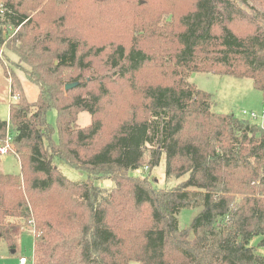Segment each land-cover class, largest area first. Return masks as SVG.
Masks as SVG:
<instances>
[{"label": "trees", "instance_id": "16d2710c", "mask_svg": "<svg viewBox=\"0 0 264 264\" xmlns=\"http://www.w3.org/2000/svg\"><path fill=\"white\" fill-rule=\"evenodd\" d=\"M42 4L60 16L41 22ZM0 6V48L15 52L40 87L30 102L12 75L19 101L9 120L0 117V145L10 134L22 167L0 172V240L14 248L17 224L32 223L35 264H264L251 245L258 236L264 247V127L213 111V95L190 80L194 72L251 78L264 99V26L248 0ZM8 27L17 29L9 39ZM83 111L92 122L81 127ZM55 158L89 179L71 180ZM163 158L166 177L183 178L176 185L157 188L133 174ZM100 177L114 187L96 185ZM199 206L182 228L179 211Z\"/></svg>", "mask_w": 264, "mask_h": 264}, {"label": "rangeland", "instance_id": "374dc122", "mask_svg": "<svg viewBox=\"0 0 264 264\" xmlns=\"http://www.w3.org/2000/svg\"><path fill=\"white\" fill-rule=\"evenodd\" d=\"M238 2L241 4L240 1ZM45 4L39 6L37 8L38 10L34 12V14L39 13L38 19L41 22L60 16L58 8ZM248 4L249 7L245 6V8L250 14L256 15L257 23L264 26V0H248ZM241 6H243V4H241ZM41 11L44 13H41ZM67 25L68 23L65 24L66 27H68ZM239 25L240 23L237 26ZM241 26L245 30H249V32L254 29L253 25L241 24L240 27ZM16 31L17 29L8 27L6 31L7 38L9 39L10 37H13ZM25 68H28V65L20 62L18 55L11 51L6 44L0 48V117L2 119H10L11 102L19 101V97L17 98L16 96L11 95L12 75L20 79L24 93L30 102H33L38 98L40 87L28 77ZM190 80L199 88L213 95V111L225 114L234 113L264 127L263 95L260 90L255 88L251 78H238L230 75L194 72L192 73ZM244 110L249 114L255 112L257 117L244 115ZM46 117L48 122L54 127L52 138L55 142H58L59 132L57 127V110L55 108L49 109ZM91 122L92 117L89 112L83 111L79 113L77 119V124L79 126H86ZM46 143H48L47 140ZM53 164L71 180L85 182L89 179V173L86 170L76 169L62 159L55 158ZM21 170V163L14 150V145L9 153L0 154V172L19 175L22 172ZM133 174L147 176L157 188H170L183 179H168L166 177V164L164 158L153 170H150L145 166L133 171ZM95 184L103 189L109 190L114 187L115 182L110 178L100 177L95 180ZM201 209V206L182 208L177 215L180 226L184 229H190L193 218L201 211ZM30 227L35 229V226L30 222H21L17 224L14 230V248H11L6 241L0 240V264H20V258L22 256L28 258V264L34 263L35 235ZM190 236L192 238L194 237L192 232H190ZM259 240L260 238L258 236L255 237L251 241V245L264 253V247L258 246ZM130 264H138V262L131 261Z\"/></svg>", "mask_w": 264, "mask_h": 264}, {"label": "built area", "instance_id": "2783aa9c", "mask_svg": "<svg viewBox=\"0 0 264 264\" xmlns=\"http://www.w3.org/2000/svg\"><path fill=\"white\" fill-rule=\"evenodd\" d=\"M4 7L0 6V11L3 12L4 11ZM244 115H251L252 117H257V114L255 112H252L251 114H249L246 110L243 111ZM13 148V138L10 134H8L6 142L2 145H0V154H7L9 153V151ZM31 228V227H30ZM33 232H35L34 228H31ZM29 260L28 258L22 256L20 258V264H28ZM35 264V261L34 263Z\"/></svg>", "mask_w": 264, "mask_h": 264}, {"label": "water", "instance_id": "95a60500", "mask_svg": "<svg viewBox=\"0 0 264 264\" xmlns=\"http://www.w3.org/2000/svg\"><path fill=\"white\" fill-rule=\"evenodd\" d=\"M77 84H78V82L67 83L65 87H66V89H69V88L76 86Z\"/></svg>", "mask_w": 264, "mask_h": 264}]
</instances>
